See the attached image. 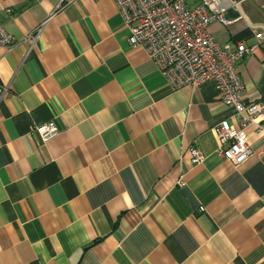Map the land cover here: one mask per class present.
<instances>
[{"label":"crops","instance_id":"crops-1","mask_svg":"<svg viewBox=\"0 0 264 264\" xmlns=\"http://www.w3.org/2000/svg\"><path fill=\"white\" fill-rule=\"evenodd\" d=\"M235 1L208 29L250 47L264 0ZM0 24V264H264V133L219 158L213 126L237 120L211 83L172 90L113 0H0ZM262 60L235 64L244 102L264 101Z\"/></svg>","mask_w":264,"mask_h":264},{"label":"built area","instance_id":"built-area-1","mask_svg":"<svg viewBox=\"0 0 264 264\" xmlns=\"http://www.w3.org/2000/svg\"><path fill=\"white\" fill-rule=\"evenodd\" d=\"M126 29L127 41L141 48L154 63L172 90L186 86L201 88L211 83L219 101L237 120L231 125L222 119L213 126L218 142L216 155L237 167L247 161L253 151L249 132L264 133V101L244 102V83L235 70L236 62L256 49L264 51V29L253 30L255 43H243L232 49L218 44L209 32L212 23L229 27V9L239 11L235 0H113ZM14 39L0 24V46L9 47ZM264 69V60L261 61ZM9 94V86H0V102ZM33 133L41 142L54 139L59 129L51 121L34 126ZM191 162L199 164L203 155L197 147L189 150Z\"/></svg>","mask_w":264,"mask_h":264}]
</instances>
